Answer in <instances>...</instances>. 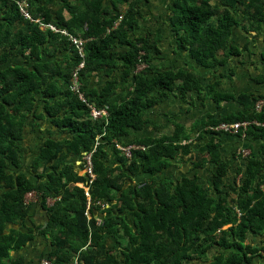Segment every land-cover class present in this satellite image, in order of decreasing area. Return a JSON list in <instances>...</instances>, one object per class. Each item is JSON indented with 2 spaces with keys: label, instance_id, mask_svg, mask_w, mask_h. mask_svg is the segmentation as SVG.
I'll use <instances>...</instances> for the list:
<instances>
[{
  "label": "trees",
  "instance_id": "trees-1",
  "mask_svg": "<svg viewBox=\"0 0 264 264\" xmlns=\"http://www.w3.org/2000/svg\"><path fill=\"white\" fill-rule=\"evenodd\" d=\"M103 1L59 0L60 9L52 13L55 0H29L32 19H26L15 0H0V264H22L21 259L11 258L10 252L34 238L30 229H7V225L22 224L28 217V192H34L43 207L46 197H60L47 207L49 218L43 228L52 235L54 249L47 258L54 264H75L76 260L77 264H252L255 256H260L264 264V246L247 242L251 234H264V159L247 155L245 175L222 195L220 185L228 163L213 137L192 150L190 141L183 143L189 140V133L177 124L171 135L115 142L127 128L143 126V109L154 103V90L200 92L202 77L195 69L151 70L147 39L128 34L136 23L139 0H109L111 8ZM63 10L69 14L68 19L61 15ZM238 11L250 29L258 30L264 23V0H175L169 17L177 45L204 68L223 63L230 54L239 53L229 47ZM119 16L122 18L114 28ZM40 23L63 28L69 35L85 40L78 91L71 89L72 73L81 61L76 45L67 35L48 27L41 29ZM118 41L128 46L124 54L113 50ZM50 47L51 53L59 49L69 53L56 61L42 60V53ZM13 48H18L26 62H33L32 69L21 63L11 64ZM141 64L144 67L137 70ZM114 69L122 70V95L115 94L112 82L101 92L86 87L88 75L97 70L108 75ZM213 97L216 102L233 98L225 93H214ZM261 99L242 93L238 101L250 112L208 118L202 121L201 129L219 134L222 132H212L206 126L238 120L264 124V103L259 111L255 109ZM39 105L42 113H38ZM89 105L105 108L107 115L92 119ZM46 117L70 136L44 140L30 166L33 179L29 171H23L22 135L28 120ZM248 132L264 136V125H251ZM117 144L145 149H134L131 157H126ZM108 145L112 148L106 150ZM111 151L115 167L108 163ZM83 152H92L95 174L89 184V216L85 214L84 189L76 185L85 183L87 175H79L72 163L64 161L67 155H82L84 168ZM184 156L194 167L214 166L208 185L197 176L156 179L172 160ZM147 173L148 179L132 183L134 176ZM97 200L103 204L115 201L104 209L101 223L94 215L101 207ZM109 236L114 238L113 246L107 245Z\"/></svg>",
  "mask_w": 264,
  "mask_h": 264
},
{
  "label": "crops",
  "instance_id": "crops-1",
  "mask_svg": "<svg viewBox=\"0 0 264 264\" xmlns=\"http://www.w3.org/2000/svg\"><path fill=\"white\" fill-rule=\"evenodd\" d=\"M175 0H139L135 6L136 23L129 29L130 37L146 38L149 45L148 67L154 72L178 71L185 69H195L201 75L202 90H195L181 94L177 90H154L152 94L154 103L143 109L144 124L140 129L127 128L126 134L115 140V142L131 143L137 139L160 138L165 135H171L177 124L184 127L190 135L189 140L183 143L191 142L192 150H196L212 138L218 143V150L221 157L228 163V171L223 184L220 185V194L226 195L229 191V185L238 183L245 175L247 167L246 156L241 154L242 149H247L249 155L258 156L264 159V136H259L257 132H248L243 134H211L201 129L202 121L208 118L218 119L228 114H237L240 112L248 113L250 108L244 107L239 101L238 96L242 93H250L254 96H262L264 100V23L258 30L248 28L243 20L241 12L236 13L238 24L232 29L229 37V47L235 48L239 53L230 54L226 60L214 66L213 68H204L189 54L186 49L177 45L176 35L170 23L171 10ZM43 2V1H42ZM53 3V2H52ZM106 7H112L109 0L103 1ZM59 0H55L51 12L55 13L60 9ZM123 10V5L118 6ZM3 10L0 8V16ZM61 15L68 19L69 14L63 10ZM3 20L0 18V23ZM113 50L118 54H124L128 50L125 43L116 42ZM49 50L42 53L41 58L44 61H56L64 58L69 51L57 50L51 53ZM11 64H24L32 69L33 62L25 61V58L19 53L18 48H13L9 55ZM26 62V63H22ZM121 65V64H120ZM121 69H114L113 72L106 75L103 70H97L86 77V87L96 92H101L108 82L113 83L115 94L122 95L125 91ZM85 79V80H86ZM128 89V87H127ZM214 93H225L233 96L229 100H214ZM116 96V95H114ZM38 113H42V106L39 105ZM70 136L63 132L57 126L51 124L49 118L44 120H28L24 127L21 140V158L23 171H29L28 176L35 179L34 173L30 171L31 163L38 154L39 147L48 137L53 139H64ZM98 144L96 141L95 145ZM112 148L108 145L106 150ZM94 148L92 149V152ZM83 152L82 154H84ZM81 154V153H80ZM182 159V160H179ZM112 151L108 153V163L115 167ZM65 162L72 163L73 169L79 175H83L82 155H67ZM27 162L28 164H25ZM26 165V166H25ZM213 165L205 167H194L188 156L172 160L171 165L158 174V180L162 178L175 179L180 176L198 177V180L205 185L211 180ZM132 176V175H131ZM149 175L139 174L134 176L132 183L148 179ZM127 183L130 181L127 179ZM125 183L124 186L127 185ZM81 187V183H76ZM215 196L216 192H212ZM230 196L234 194L229 192ZM60 197H46L43 207L36 196L30 198V211L24 223L18 222L14 225H7V229L14 227L18 230H31L34 238L25 246L18 250H12L10 256L13 259H21L22 264H39L42 258H47L48 253L54 249L52 244V235L43 231L49 218L47 207L51 206ZM115 201H109L103 204L98 210L94 211L97 223H101L105 217L104 209L110 207ZM228 225L224 226L226 228ZM253 246H264V234H251L247 240ZM114 238L109 236L107 245L113 246ZM252 264H263L260 256L253 258Z\"/></svg>",
  "mask_w": 264,
  "mask_h": 264
},
{
  "label": "built area",
  "instance_id": "built-area-1",
  "mask_svg": "<svg viewBox=\"0 0 264 264\" xmlns=\"http://www.w3.org/2000/svg\"><path fill=\"white\" fill-rule=\"evenodd\" d=\"M15 1L18 5V9H19L20 14L26 19H32L30 11H29V0H15ZM121 18H122V16H119L118 20L113 23L114 28H116L118 26ZM36 21H38V19ZM46 27H48L50 30H53L54 32H60L64 35H67L69 37V39H71V41H73L74 45H76V48L78 51L77 53L80 56L81 61L79 62L76 69L72 73L71 89L78 91V84H77L78 71H79V69H82L84 67V63H85L84 62V46H83V44H84L83 42H85V40L80 39L79 37H74L72 35H69L68 32L63 28L58 29L57 27H55L52 24H48V25L44 26L43 24L40 23L41 29H44ZM143 67H144V64H141L137 67V70H139ZM79 97L85 101V99H83L82 93H79ZM263 103H264L263 99L259 100L255 104V109L257 111H259L261 109ZM89 107H90L89 115L92 119L102 118V117L107 115V110L105 108L93 107L91 105H89ZM251 125L262 126L264 124L261 122H258L256 120L222 121V122H219L216 124L214 123L212 125H208V126H206V129L208 128L212 132H222L225 134H243L244 135L246 133L247 129ZM117 148L126 157H131L132 150H134V149H145L144 146H138V145L122 146L119 144H117ZM241 154L244 156H247V155H249V151L247 149H242ZM91 155H92V152H86L83 156V159L85 161V167H84L85 173L84 174L87 175V181L85 183L81 184V187L84 189V195L86 197V212H85V214L87 216H89L88 209L92 205L91 194L89 191V184H91L92 181L95 179V174H94L93 166H92V162H91ZM29 193H32V194H34L33 196H36V194L34 192H28L25 196L26 203L30 201V199L28 197ZM96 203L99 204L100 206H103V203H101L99 200H97ZM74 263L77 264V260ZM39 264H54V263L52 260H50L48 258H43V259H41V262Z\"/></svg>",
  "mask_w": 264,
  "mask_h": 264
},
{
  "label": "rangeland",
  "instance_id": "rangeland-1",
  "mask_svg": "<svg viewBox=\"0 0 264 264\" xmlns=\"http://www.w3.org/2000/svg\"><path fill=\"white\" fill-rule=\"evenodd\" d=\"M25 164H28V163H27V162H25ZM25 166H26V165H25ZM26 167H27V166H26ZM26 167H25V168H26ZM83 171H84V173H85V169H84ZM31 194H32V193H29V194H28V197H29V199H30V198H32V197H33V195H34V194H32V195H31ZM30 195H31V196H30ZM40 262H41V260H40ZM40 262H39V263H40Z\"/></svg>",
  "mask_w": 264,
  "mask_h": 264
},
{
  "label": "clouds",
  "instance_id": "clouds-1",
  "mask_svg": "<svg viewBox=\"0 0 264 264\" xmlns=\"http://www.w3.org/2000/svg\"><path fill=\"white\" fill-rule=\"evenodd\" d=\"M85 153H86V152H85ZM85 153H84V154H85ZM83 170H84V169H83ZM81 184H82V183H81ZM42 259H43V258H42Z\"/></svg>",
  "mask_w": 264,
  "mask_h": 264
}]
</instances>
